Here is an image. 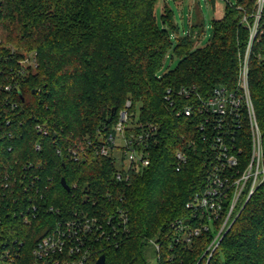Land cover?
I'll return each instance as SVG.
<instances>
[{
	"label": "trees",
	"instance_id": "16d2710c",
	"mask_svg": "<svg viewBox=\"0 0 264 264\" xmlns=\"http://www.w3.org/2000/svg\"><path fill=\"white\" fill-rule=\"evenodd\" d=\"M157 2L0 0V255L16 252L11 264H35L34 247L59 221L117 207L127 211L128 232L115 243L95 239L85 264L101 254L107 264H149L152 240L160 244L155 264H264V182L210 258L202 255L211 231L189 245L174 241L172 222L192 215L187 204L205 188L213 150L198 115L176 113L191 100L175 96L171 106L165 99L168 88L195 85L206 98L217 85L236 86L249 36L242 18L255 0L228 3L209 43L196 48L193 34L204 24L192 23L173 43ZM161 20L172 24L169 8ZM171 49L180 61L160 76ZM26 53H35L37 65L21 73ZM249 87L264 143V34L253 44ZM127 101L128 132L137 123L157 129L147 140L149 164L119 181L112 157L93 143L115 131ZM244 148L247 155V136ZM178 150L187 157L180 170Z\"/></svg>",
	"mask_w": 264,
	"mask_h": 264
},
{
	"label": "built area",
	"instance_id": "2783aa9c",
	"mask_svg": "<svg viewBox=\"0 0 264 264\" xmlns=\"http://www.w3.org/2000/svg\"><path fill=\"white\" fill-rule=\"evenodd\" d=\"M242 22L249 30L248 43L241 59L236 86L217 85L210 96L202 97L195 85L168 88L165 99L171 106L176 105L175 96L191 100L177 109V115L199 117L198 126L204 138L210 139L213 159L206 175L205 188L188 202L192 215L187 219L172 222L173 238L176 243L191 244L204 231H211L212 239L203 255L210 258L217 249L227 230L239 216L255 190L264 182V143L256 117L249 87V61L253 44L264 34V0H255L253 11L245 13ZM28 60V62L26 61ZM21 73L28 66L36 67L35 53L21 60ZM11 86L6 85L5 89ZM120 111L114 132L98 135L94 144L97 154L112 157L117 167L119 181L129 178L130 171L149 164L147 140L156 133L155 126L135 124L137 130L127 131L131 117L127 108ZM38 131L47 134V128L36 125ZM246 132L248 133L246 135ZM249 142L246 155L245 142ZM40 145H36L39 149ZM78 160L80 155L71 151ZM177 170L187 162L184 151L178 150ZM33 217L36 205H32ZM30 211V209H29ZM26 223L32 217L24 216ZM129 230V216L126 209L117 207L113 212L89 214L76 213L75 217L59 221L45 234L33 249L35 264H85L92 254L94 240L107 239L118 242L120 236ZM156 250L160 244L152 240ZM16 252L6 249L0 255V264L14 262Z\"/></svg>",
	"mask_w": 264,
	"mask_h": 264
},
{
	"label": "rangeland",
	"instance_id": "374dc122",
	"mask_svg": "<svg viewBox=\"0 0 264 264\" xmlns=\"http://www.w3.org/2000/svg\"><path fill=\"white\" fill-rule=\"evenodd\" d=\"M236 2L237 0H158L157 19L159 24L168 31L173 43H176L179 37L189 34L192 23L202 22L204 24L203 32L201 33L198 29L193 34V39H195V48L204 47L212 37L213 21L223 18L228 3L235 4ZM164 7L169 8L172 12V24L161 20ZM30 54L26 53L25 57ZM26 61L28 62V60ZM179 61V55L172 49L169 50L159 75L175 69ZM146 254L149 257V264H155L156 253L153 245L146 249Z\"/></svg>",
	"mask_w": 264,
	"mask_h": 264
},
{
	"label": "water",
	"instance_id": "95a60500",
	"mask_svg": "<svg viewBox=\"0 0 264 264\" xmlns=\"http://www.w3.org/2000/svg\"><path fill=\"white\" fill-rule=\"evenodd\" d=\"M61 183H62V185H63L67 190L70 189V186L68 185V183H67V181H66V179H65L64 177L61 179ZM95 264H107V262H106V255H105V254H101V255L97 258Z\"/></svg>",
	"mask_w": 264,
	"mask_h": 264
}]
</instances>
